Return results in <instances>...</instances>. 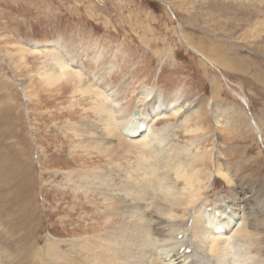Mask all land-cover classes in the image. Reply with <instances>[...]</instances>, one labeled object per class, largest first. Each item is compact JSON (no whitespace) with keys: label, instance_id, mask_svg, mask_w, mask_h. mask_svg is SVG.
<instances>
[{"label":"rangeland","instance_id":"rangeland-1","mask_svg":"<svg viewBox=\"0 0 264 264\" xmlns=\"http://www.w3.org/2000/svg\"><path fill=\"white\" fill-rule=\"evenodd\" d=\"M55 51L84 83L94 77L95 88L115 91L117 111L119 101L129 115L154 107L145 89L169 103L172 117L153 132L184 157L193 145L208 155L206 201L234 205L226 216L235 229L248 212L264 213V0H0V264H87L84 241L129 230L124 219L138 205L112 190L119 216L108 225L107 180L132 194L150 179L135 150L111 161L85 152L83 119L101 122L75 85H43L58 70ZM23 54L26 66L15 68ZM124 142L114 137L104 149ZM98 168L100 177L83 179ZM186 217L177 226L192 228ZM52 240L63 241L60 256Z\"/></svg>","mask_w":264,"mask_h":264},{"label":"bare ground","instance_id":"bare-ground-1","mask_svg":"<svg viewBox=\"0 0 264 264\" xmlns=\"http://www.w3.org/2000/svg\"><path fill=\"white\" fill-rule=\"evenodd\" d=\"M32 48L40 49V47ZM16 55H14L15 58ZM26 55H20V60L15 59L12 65L18 69L26 66L24 63ZM57 55L56 51L51 54L55 58L58 70L55 72L53 69L52 73L42 77L43 85L47 89L60 87V90L65 86L75 85L73 89L76 93L79 92L82 96L90 98L92 103L90 111L94 112L101 122V127H96L87 123L89 121L85 122L84 119L88 117L83 119L81 126L84 133L94 139L97 145L89 147L84 140L86 135L76 133L82 138L85 152L97 151L95 153L111 161L123 152L133 154L135 150L139 154L138 159L145 165L144 175L150 177L142 188L132 194H128L124 189L108 185L107 180L102 201L109 205L108 210H113V214L108 218V225L119 216L112 203L108 202L110 200L108 194L112 190H115V193L125 202L127 197L131 196V203L138 202V205L130 210L124 219L125 224H130L129 230L121 227L120 233L107 235L105 241L100 240V236L96 235L93 238H85V248H83L91 252L87 264H264V213L248 212L244 224L235 229L233 222L235 218L226 216L228 207L234 208V205L226 207L224 204L219 205L216 202L212 205V202L206 201L208 200L206 195L210 193V189L209 185L202 183L204 179L201 177L205 176L208 170V155L201 151L196 153L193 145L187 149L188 156L184 157V151L180 147L174 145L169 150L164 145V140L159 138L160 135L157 137L153 132L152 124L155 125V122L167 117L169 103L160 104L161 102L159 103L154 97L153 90L145 89L142 92L145 95L143 97L149 102H154L156 109L153 105L150 108L143 105L142 108L135 110L139 112L137 117L135 112L129 115L127 108L124 109L119 101L117 103L119 111H117L118 97L115 91L95 88L92 84L97 79L94 77H89L92 84L84 83L81 71L74 70L72 62L69 64L65 62L66 59L62 60V57L56 58ZM25 91L31 97L28 88ZM171 117L172 115L167 118ZM75 124L73 126L77 127L78 124ZM89 128H93V132H90ZM99 134L102 136L99 137ZM114 137L125 139L127 142L110 146L105 151L104 146ZM103 141L105 145H102ZM80 158L85 161L83 156ZM99 169L88 171L90 174L84 175L83 179L87 180L91 176L100 177V173H97ZM174 175L176 179L171 187ZM105 176H108V173ZM182 182L184 184L181 186ZM246 198L241 192L240 202L246 201ZM184 212L186 216L193 214L192 228L186 223L177 226L181 218L186 222L187 217L181 216ZM155 223L159 226L156 227ZM218 228L223 229V232L217 234ZM181 236L182 239H180ZM134 237L137 239L134 240ZM97 239L100 241L96 242ZM233 239H238L241 244L232 242ZM62 242L52 240L49 250L56 251V255L60 256L57 254V249ZM92 242L95 244L89 245ZM112 245L115 246L113 249ZM188 250H191V253H187Z\"/></svg>","mask_w":264,"mask_h":264},{"label":"water","instance_id":"water-1","mask_svg":"<svg viewBox=\"0 0 264 264\" xmlns=\"http://www.w3.org/2000/svg\"><path fill=\"white\" fill-rule=\"evenodd\" d=\"M135 116H137V117L139 116V112L138 111L135 112Z\"/></svg>","mask_w":264,"mask_h":264}]
</instances>
